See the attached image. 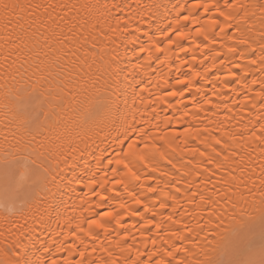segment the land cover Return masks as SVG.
I'll return each instance as SVG.
<instances>
[{"label":"bare ground","instance_id":"obj_1","mask_svg":"<svg viewBox=\"0 0 264 264\" xmlns=\"http://www.w3.org/2000/svg\"><path fill=\"white\" fill-rule=\"evenodd\" d=\"M262 180L264 0H0V264L259 261L185 225Z\"/></svg>","mask_w":264,"mask_h":264},{"label":"snow or ice","instance_id":"obj_2","mask_svg":"<svg viewBox=\"0 0 264 264\" xmlns=\"http://www.w3.org/2000/svg\"><path fill=\"white\" fill-rule=\"evenodd\" d=\"M232 7H237L233 4ZM17 8H21L20 5H9L4 4L3 9L6 19V27L12 23V19L9 18L10 13L9 9H12L14 12ZM187 20L188 17L186 16ZM23 16H20L19 21H17V26L23 30ZM31 27V25H29ZM26 31V30H25ZM7 71V70H6ZM72 69L68 70L69 75L71 74ZM98 79V77H97ZM171 95H176V93H171ZM95 114L101 116L105 121H111L114 116L113 108L110 106V103L107 101H99L97 108L95 109ZM23 127L28 131L29 135L32 136V139L36 138V133L33 131L34 121L23 119L21 121ZM7 127V125H5ZM7 138V136H5ZM219 143V141H217ZM5 173L9 177H15L17 175L16 169L23 168V172L19 173V179L21 182L27 180L29 175V169L27 165L23 164L19 160H8L7 158L3 161ZM54 180L55 177L53 176ZM231 180L235 181L236 177L231 176ZM227 184L228 182L225 181ZM243 184V181H240ZM264 184V180H262ZM251 194V190H248ZM261 200L259 201L260 207L255 209L260 213L259 217H254L245 210V208L239 203L243 201L245 205L248 204L244 193L238 191L236 185H229L226 189L223 190V193L217 199H204L201 198V203L203 207L200 210V217L197 220L196 228L200 231L194 232L193 229L187 228L189 235L195 234L197 237L202 236V240L205 243L211 244L216 242L222 251L228 252H241L248 251L254 247V232L256 224L254 221L258 219L259 230H260V259L259 261L255 259H241V260H220L214 262V264H264V190L261 191ZM139 203V201H137ZM253 204L256 202L253 201ZM239 209V210H238ZM205 214L207 216L206 223H201V220H204ZM111 215V213H108ZM247 217V219H245ZM92 223H97L93 221ZM203 234V235H202ZM211 238V239H209ZM195 246V245H194ZM181 249H177L180 251ZM187 252V249H183ZM53 264H56V261H53ZM65 264H71L70 261H66Z\"/></svg>","mask_w":264,"mask_h":264}]
</instances>
